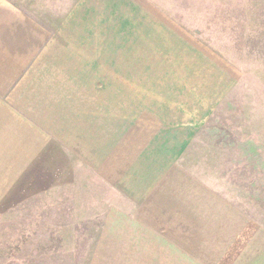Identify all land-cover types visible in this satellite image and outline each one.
Here are the masks:
<instances>
[{
    "label": "crops",
    "instance_id": "0c3cea01",
    "mask_svg": "<svg viewBox=\"0 0 264 264\" xmlns=\"http://www.w3.org/2000/svg\"><path fill=\"white\" fill-rule=\"evenodd\" d=\"M33 1L0 0V209L86 177L100 261L137 249L139 264H264V227L204 161L184 162L231 86L226 66L139 6L76 0L40 20Z\"/></svg>",
    "mask_w": 264,
    "mask_h": 264
},
{
    "label": "rangeland",
    "instance_id": "374dc122",
    "mask_svg": "<svg viewBox=\"0 0 264 264\" xmlns=\"http://www.w3.org/2000/svg\"><path fill=\"white\" fill-rule=\"evenodd\" d=\"M75 1L34 0L28 10L55 19ZM121 1L162 18L164 35L175 27L226 66L231 86L184 162L204 161L214 189L264 227V0ZM147 91L170 96L165 89ZM83 181L77 193L40 194L0 209V264H91L94 256L92 264H139L137 249H114L109 262L100 261L107 256L96 248L105 218L94 208L102 203Z\"/></svg>",
    "mask_w": 264,
    "mask_h": 264
}]
</instances>
